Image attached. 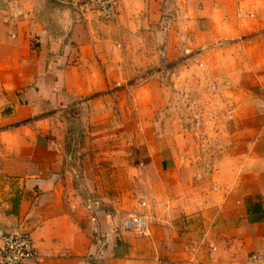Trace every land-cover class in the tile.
Listing matches in <instances>:
<instances>
[{
  "label": "crops",
  "instance_id": "crops-1",
  "mask_svg": "<svg viewBox=\"0 0 264 264\" xmlns=\"http://www.w3.org/2000/svg\"><path fill=\"white\" fill-rule=\"evenodd\" d=\"M77 2L0 0V231L31 236L28 264H264V0H120L109 23ZM164 5L230 109L201 158L156 114L135 167L93 127L112 121L119 31ZM129 216L146 230L126 231Z\"/></svg>",
  "mask_w": 264,
  "mask_h": 264
},
{
  "label": "rangeland",
  "instance_id": "rangeland-1",
  "mask_svg": "<svg viewBox=\"0 0 264 264\" xmlns=\"http://www.w3.org/2000/svg\"><path fill=\"white\" fill-rule=\"evenodd\" d=\"M165 6L148 8L143 19H135L132 26L119 31L124 36L119 50L125 51V57L117 58L120 69L112 75V121L107 126L100 122L93 127L99 134L96 140L100 145L116 153L129 149L130 162L135 167L137 149L150 141L146 137L154 135L156 114L164 115L161 125L169 135L172 132L180 136L179 144L183 148L193 147L194 156L201 158L208 145L217 144L230 109L218 75L203 70L206 59L194 44L196 32L185 25L175 10ZM121 90H125L124 95H118ZM117 98L126 100L125 117ZM85 126L80 120L72 123V133L79 140L84 137ZM5 156L0 149L1 162ZM6 176L1 171V190L8 185Z\"/></svg>",
  "mask_w": 264,
  "mask_h": 264
},
{
  "label": "built area",
  "instance_id": "built-area-1",
  "mask_svg": "<svg viewBox=\"0 0 264 264\" xmlns=\"http://www.w3.org/2000/svg\"><path fill=\"white\" fill-rule=\"evenodd\" d=\"M120 0H78L79 12L95 15L102 22H112L117 18ZM126 231L142 233L147 228L144 218L129 216L123 222ZM40 255L32 238L26 233L3 234L0 231V264H28L38 261Z\"/></svg>",
  "mask_w": 264,
  "mask_h": 264
}]
</instances>
